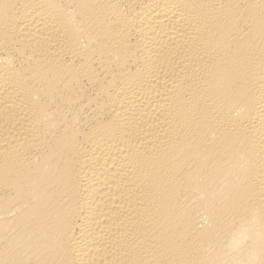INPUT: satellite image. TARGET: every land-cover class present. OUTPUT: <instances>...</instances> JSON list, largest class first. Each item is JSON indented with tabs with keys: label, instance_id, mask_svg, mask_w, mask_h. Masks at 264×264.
<instances>
[{
	"label": "bare ground",
	"instance_id": "obj_1",
	"mask_svg": "<svg viewBox=\"0 0 264 264\" xmlns=\"http://www.w3.org/2000/svg\"><path fill=\"white\" fill-rule=\"evenodd\" d=\"M0 264H264V0H0Z\"/></svg>",
	"mask_w": 264,
	"mask_h": 264
}]
</instances>
